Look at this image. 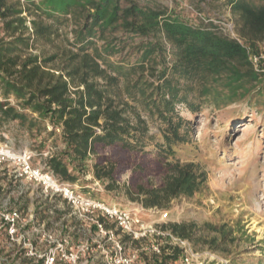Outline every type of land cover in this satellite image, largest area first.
<instances>
[{
    "label": "trees",
    "instance_id": "obj_1",
    "mask_svg": "<svg viewBox=\"0 0 264 264\" xmlns=\"http://www.w3.org/2000/svg\"><path fill=\"white\" fill-rule=\"evenodd\" d=\"M4 1L0 0L5 32L0 38V129L12 125L36 137L45 133L37 147L40 153L56 137L52 145L60 148L45 163L62 183L76 184L90 169L106 189H114L130 171L126 192L145 210H164L174 199H190L205 187L207 178L192 163L169 160L175 147L188 142V123L178 107L196 114L238 103L253 90L264 95V75L253 69L245 48L223 32L219 15L191 24L173 10L128 0H23L18 9ZM189 1L199 14L204 7L227 9L235 33L253 53L264 42V0ZM22 9L35 17L28 36L17 34L19 28L28 31ZM42 17L74 25L70 50L57 68L52 65L57 56L28 54L34 42L53 34L55 24H41ZM115 32L121 33L119 44L140 39L133 63L111 64L105 59L117 52L110 40H104ZM97 39L105 41L102 51L94 48ZM120 80L125 82L122 89ZM121 92L128 100L120 99ZM142 115L158 129L161 143L149 133ZM149 145L155 149L147 151ZM162 228L191 244L199 240L193 224ZM165 248L168 252L162 250L158 264L176 263L182 249Z\"/></svg>",
    "mask_w": 264,
    "mask_h": 264
},
{
    "label": "rangeland",
    "instance_id": "obj_2",
    "mask_svg": "<svg viewBox=\"0 0 264 264\" xmlns=\"http://www.w3.org/2000/svg\"><path fill=\"white\" fill-rule=\"evenodd\" d=\"M141 7L173 10L187 18L191 24H197L199 19L206 15H219V20L234 26L233 18L227 9L215 10L213 7H204L202 14L190 5L189 0H128ZM223 2V0H221ZM5 5H24L23 0H5ZM19 2V3H18ZM203 6V4H201ZM23 10V9H22ZM213 13V14H212ZM25 20L28 31L24 36L31 35L32 17L26 11L20 14ZM41 24L53 25V34L47 38L38 39L28 54L49 57L57 56L52 64L54 68L61 65L64 55L70 50L69 42L73 40L71 23L53 22L42 17ZM2 22H0V38L4 37ZM110 40L117 47L116 53L105 55L111 64L133 63L138 57L137 45L139 38L119 44L121 33H108L104 40ZM97 39L95 46L102 51L105 41ZM88 51L92 54L93 49ZM108 74L114 76L111 71ZM104 84L102 79H97ZM125 82L120 80L122 89ZM121 100H128L124 93H120ZM180 116L188 123V142L174 148V156L170 161L181 164L192 163L198 166L200 172L206 174V184L199 193L190 199L184 197L172 200L164 210L142 208L141 204L129 197L126 186L130 177L127 171L118 181L114 189H106L105 184L96 180L88 169L84 179L71 186L83 194L101 200L109 205L124 209H138L144 222L151 224L163 235L149 237L140 242H130L123 238L126 247L138 256L137 264H158L159 255L153 254L150 246L159 244L161 252L169 246H178L168 237V231L162 226L169 224H193L197 230L196 243L187 241L188 250L192 257L188 264H264V95H257L252 91L245 100L234 103L220 110L204 108L199 113L191 114L185 108L178 107ZM149 123V119L142 115ZM47 126V125H46ZM49 130V127H48ZM149 133L155 136V141L162 142L161 135L156 127L149 123ZM6 133L8 139L16 149L28 148L36 157L34 163L43 164L45 158L37 150L45 133L36 137L35 132L27 133L15 130L12 125L0 129V134ZM56 135L58 132L56 131ZM1 139V135H0ZM48 141L45 149L52 152L60 146L54 147L53 141ZM153 145L146 147L147 151L154 150ZM67 184V183H66ZM70 185V184H69ZM9 191H0L1 197L7 198ZM18 201L27 205L26 197ZM226 235L224 238L223 236ZM81 239L89 238L80 234ZM214 239V243H210ZM216 244V245H215ZM182 255L174 264H187L183 260L186 254L183 248ZM2 256H6V248L2 245ZM161 254V253H160ZM101 258L95 264H103Z\"/></svg>",
    "mask_w": 264,
    "mask_h": 264
},
{
    "label": "built area",
    "instance_id": "obj_3",
    "mask_svg": "<svg viewBox=\"0 0 264 264\" xmlns=\"http://www.w3.org/2000/svg\"><path fill=\"white\" fill-rule=\"evenodd\" d=\"M226 23L221 22L223 32L245 48L253 69L264 75V42L253 53ZM0 135V191H9L5 199L0 195V264H95L99 258L103 264H137V254L123 238L140 242L163 235L143 221L138 209L119 208L80 193L55 178L45 162L35 164L32 150L16 149L6 133ZM50 155V150L42 154L45 159ZM23 197L27 205L18 201ZM80 234L89 238L81 239ZM167 235L189 251L183 260L188 264L192 253L186 242ZM150 249L161 253L159 244Z\"/></svg>",
    "mask_w": 264,
    "mask_h": 264
},
{
    "label": "crops",
    "instance_id": "obj_4",
    "mask_svg": "<svg viewBox=\"0 0 264 264\" xmlns=\"http://www.w3.org/2000/svg\"><path fill=\"white\" fill-rule=\"evenodd\" d=\"M50 151H51V154L53 153L52 152V150L51 149H49ZM47 151H48V149H47ZM46 152V151H45ZM62 205V204H61ZM32 206H33V208H35V205L34 204H32ZM64 206V205H63ZM66 210H65V212L67 211L68 212V209L67 208H65ZM61 215V214H60Z\"/></svg>",
    "mask_w": 264,
    "mask_h": 264
}]
</instances>
